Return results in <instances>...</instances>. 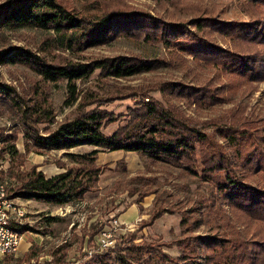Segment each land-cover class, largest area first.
I'll return each mask as SVG.
<instances>
[{
  "label": "trees",
  "instance_id": "16d2710c",
  "mask_svg": "<svg viewBox=\"0 0 264 264\" xmlns=\"http://www.w3.org/2000/svg\"><path fill=\"white\" fill-rule=\"evenodd\" d=\"M82 1L89 6L97 4V12L91 15L78 11L62 0H8L0 4V35L5 27L31 26L48 32L44 42L46 47L41 51L12 44L0 48V64L27 66L46 83L66 80L68 104L76 103L81 95L77 113L72 118L59 123L55 129L45 127V134H41L37 124L51 123L54 119L42 86L33 87L27 102L26 96L17 98L14 88L0 83V93L16 113L25 140L37 151L68 150L91 145L110 151L136 152L151 162L165 163L193 174L199 159L204 180L209 181L217 176L216 185L224 203L264 225V182L260 180L254 184L250 180V176L256 174L264 179V118L245 115V108L238 105L225 110L215 120L214 126L232 148L233 154L229 157L222 147L192 124L193 121L191 123L185 118L170 100L175 97L198 104H212L215 100L223 99L221 93L229 92L232 95L239 83L264 81V0H239L247 20H226L207 6L179 0L164 1L172 2L178 11L189 13V20L166 18L142 9L128 8L119 4L121 0ZM114 32L129 37L144 36L147 43L162 42L176 56L182 57L187 53L193 56L196 65L211 67L213 77L197 84L158 82L152 89H160L166 97H170L168 105H164L153 96H147V89L129 90L127 94L119 96L117 89L120 87L113 86L102 93L87 91L81 94L76 85L78 79L91 75L95 70H99L106 80L150 72L168 64L163 58L117 55L81 62L59 56L48 61L42 55L43 51L52 48L78 53L87 47L105 43ZM225 76L233 80L215 84ZM118 98L135 99V106L128 107L125 124L106 134L103 128L116 120L115 115L100 106L86 107ZM26 103L28 106L24 105ZM11 140H16V134L8 135L0 129V143L4 145ZM6 148L0 147V154L17 152L15 144L10 145V150ZM98 151L66 153L73 164L65 166L59 162L58 166L63 170L50 176L37 170V166L29 171L15 172L11 171L10 166L9 173L16 179V184L10 186L9 192L13 196L57 205L80 201L98 182L102 170L96 163ZM235 168L240 169L239 176L234 175L232 169ZM217 171H223L225 175L215 174ZM139 179H143V186L150 184L147 178ZM148 193L150 191L141 195ZM158 213L153 214L152 218H156ZM53 220L56 218L47 219L49 222ZM260 228L263 229V226ZM15 229L24 232L28 227L17 224ZM241 236L238 234L234 240L217 235L198 237L201 245L211 251L207 256L208 264H264V239ZM195 248H190L191 258L194 257L192 253ZM103 257L100 260L92 257L88 264H113L104 261ZM29 258V254H25L22 259ZM120 262L124 263L122 259Z\"/></svg>",
  "mask_w": 264,
  "mask_h": 264
},
{
  "label": "rangeland",
  "instance_id": "374dc122",
  "mask_svg": "<svg viewBox=\"0 0 264 264\" xmlns=\"http://www.w3.org/2000/svg\"><path fill=\"white\" fill-rule=\"evenodd\" d=\"M5 1L8 0H0V4ZM62 1L70 8L91 15L98 10L95 7L97 4L89 6L82 0ZM180 1L207 6L226 20L248 19L241 11L239 0ZM119 4L163 15L166 18L182 20L191 18L189 13L178 11L172 6V2L164 0H121ZM47 36V31L36 27H5L0 35V48L12 44L41 51L46 47L44 42ZM42 55L48 61L59 56L81 62L117 55L163 58L168 64L150 72L106 80L100 75L99 70H95L91 75L78 79L76 85L80 93L87 91L102 93L113 86H118L119 96L127 94L129 90L147 89L149 90L147 96H153L164 105H168L170 97H166L165 92H161L160 89H152L158 82L203 83L213 77L214 72L211 67L196 65L193 56L187 53L181 55L182 57L176 56L162 42L147 43L144 36L129 37L116 32L112 33L105 43L87 47L78 53L52 48L43 51ZM221 80L215 81V84L221 85L222 82L228 83L233 79L225 76L221 77ZM0 83L14 88L16 91L14 96L17 98L26 96L27 102L33 87L42 86L46 91L47 103L54 113V119L51 123L37 124L41 134H45L43 130L45 127L55 129L59 123L77 113L81 95L76 103H66L68 99L66 80L55 84L46 83L27 66L0 64ZM238 85L232 95L229 92L221 93L223 99L215 100L212 104L170 98L178 111L191 120V123L193 121L192 124L205 132L213 143L222 147L229 157L233 154L232 148L228 141L221 137L217 126H214L215 120L224 114L225 110L236 108L238 105L245 108V115L264 118V81ZM24 105L28 106L27 103ZM96 106L115 115L116 120L107 123L103 128L106 134H110L126 123L127 109L135 106V99L118 98L100 105L92 104L86 108ZM16 116L11 104L3 93H0V129L8 135L16 134L15 141L11 140L4 145L0 143L1 148L7 147L6 149L10 150V145L15 144L17 149L16 154H11L14 155L11 171H29L33 166H37V170H42L46 176H50L56 171L63 170L58 166L59 162H63L65 166L73 164L66 157V153L84 154L94 149L99 150L96 163L102 169L98 182L80 201L57 205L22 197L16 200L24 208L21 225L28 227L23 232L22 246H26V251H18L16 256L9 257V260L16 264H88L95 256L98 260L104 256V261L113 264H208L207 256L211 251H207L201 245L198 237L217 235L234 240L239 234L245 238L264 239L262 236L264 225L261 222L241 215L224 203L216 185L217 176L209 181L204 180L199 159L193 174L179 167L151 162L140 153L110 151L91 145H81L68 150L37 151L25 140ZM27 143L29 145H26ZM232 170L234 175L239 176L240 169ZM215 174L222 176L225 172L217 171ZM8 175L15 185L16 179L10 173ZM139 178H147L150 184L143 186L144 181ZM250 180L254 184L260 180L264 182L259 174L250 176ZM131 191L133 193H130ZM145 191L150 193L142 196ZM138 197L140 200H137ZM163 209L164 211L159 214L158 212ZM157 213L158 216L152 218L153 214ZM48 218L56 220L49 222ZM114 220L117 223H113ZM260 226H263V229ZM108 228L112 229L113 243L109 250H104L98 245V238L101 231ZM191 247H196L195 253H192L193 258L189 256ZM25 254H29V260L22 259ZM120 259L124 263H121Z\"/></svg>",
  "mask_w": 264,
  "mask_h": 264
},
{
  "label": "built area",
  "instance_id": "2783aa9c",
  "mask_svg": "<svg viewBox=\"0 0 264 264\" xmlns=\"http://www.w3.org/2000/svg\"><path fill=\"white\" fill-rule=\"evenodd\" d=\"M12 162V155L6 151L0 154V264H16L9 260L10 256H16L23 232L15 229L21 225L24 216V208L16 201L19 197L9 192L13 184L9 178V169ZM113 223H117L114 220ZM116 226V225H114ZM98 238V245L105 249L113 243V232L111 228L104 229ZM26 264V263H24Z\"/></svg>",
  "mask_w": 264,
  "mask_h": 264
},
{
  "label": "crops",
  "instance_id": "0c3cea01",
  "mask_svg": "<svg viewBox=\"0 0 264 264\" xmlns=\"http://www.w3.org/2000/svg\"><path fill=\"white\" fill-rule=\"evenodd\" d=\"M57 172V171H56ZM55 172V173H56ZM54 173V174H55ZM24 240H23V235H22V240H21V243H20V247H19V251H22V252H24V251H26V246L24 245V246H22L23 245V242Z\"/></svg>",
  "mask_w": 264,
  "mask_h": 264
}]
</instances>
